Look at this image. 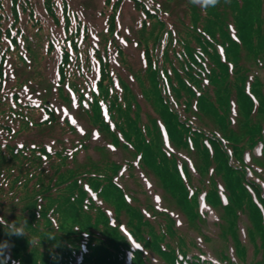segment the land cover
<instances>
[{"label": "trees", "instance_id": "16d2710c", "mask_svg": "<svg viewBox=\"0 0 264 264\" xmlns=\"http://www.w3.org/2000/svg\"><path fill=\"white\" fill-rule=\"evenodd\" d=\"M30 1L26 0L22 5L21 0H11V9H14V12L11 14L12 21L9 25L4 20V11L0 14L1 63L7 60L2 49L4 31L17 30L20 34L21 31L26 32L27 23L24 20L20 21L19 4L22 8L27 7ZM2 3L3 0H0V8L4 4ZM53 3V0H44L49 15L60 19V15L54 13ZM186 3L190 6L188 23L184 24L183 30L173 40L169 38L171 31L160 14L147 11L150 17L154 18L149 28L152 32L148 31L145 19L143 26H146V31L141 30L142 37L146 35L153 39L154 52L147 47L148 64L142 68V72H133L140 93L136 95L129 92L126 95L125 91L123 99L120 93L116 92L112 81L107 86L106 79H101L97 84L99 90L92 89V95L89 94L94 97L92 110L95 111L87 108L84 112L89 116L93 115L99 132L104 131L109 135L115 147L124 146L125 149L132 150V154L137 158V164L150 169L156 176L160 174L166 179L170 175L177 177L179 173L176 166L180 159L165 150L163 132H167L168 141L175 149L185 148L187 151H194L196 161L201 159L206 161L204 156H209L208 146L202 142L204 140L225 158L227 165L225 174H240L242 171L239 183L229 180L228 176L227 178L222 176L229 188H223L228 199L224 206L219 196L220 186L216 182L218 177L216 181L212 179L210 184L213 185L205 193L208 204H213L214 208L220 206L224 210V218L230 224L232 233L225 231L230 233L234 242L235 256L244 261L246 249L237 234L234 235L236 224L241 213L246 214L251 226L254 225V229L250 230L253 233L251 239L254 234L258 235L264 246V210L258 207L248 191L251 189L254 192L264 209L263 188L247 177L246 163L244 156L241 155L243 150L237 153L238 149L235 147L232 149V159L238 162L239 166L236 168L231 165L224 150L225 145L218 137L221 134L225 142L237 146L231 142L234 138L230 136L229 131V116L232 117L236 111L237 122L250 128L247 135L248 144L246 146L243 144L244 150L246 147L253 149L259 143L262 145V153L255 162L264 171L262 120L260 118L252 122L250 98L262 95L260 92L262 84L249 75L250 71L242 62L247 56L259 62L258 65L264 66V0H219L215 7L210 6L207 9L192 4L190 0ZM142 9L146 10V6L144 5ZM63 10L67 19V36H76L78 39L82 31L81 26L79 32L78 29H74L70 21V9L66 4ZM37 13L32 3L30 15L34 24L40 23L36 18ZM112 23V27L115 26L114 17ZM22 36L24 37L23 33ZM52 36L53 34L48 31L42 35L45 46L53 43ZM14 43L19 50V44L15 40ZM80 45L77 42L73 44L74 53L79 50ZM82 50L86 52L84 57L87 62L91 63L88 46ZM242 50L245 55L242 54ZM74 53L64 54L66 57H74ZM97 57L103 59L99 54ZM105 67L103 66L102 70L106 71ZM2 76L3 68L0 66V77ZM0 83H3L2 78ZM69 87L78 96L80 106H83L82 94L85 84L83 83V89L78 83L76 86L69 83ZM7 94L4 85H0L1 118L7 115L12 122L21 121L29 129L32 123H37L42 130L49 128L48 123L57 122L54 111L47 105L43 110L47 114L46 118L41 120V115H38L33 117L34 122L29 118L32 117V107L28 105L25 110H21L22 105H13L8 100L10 95ZM140 94L152 111L144 108L139 98ZM260 103L262 106L258 112L263 116L264 100L261 99ZM101 104L105 105L108 118L101 114L102 110L99 111ZM174 106L184 109L198 122L208 120L215 125L219 134L212 131L206 133L202 128L191 127L187 122L188 116L186 118L180 116ZM141 113L146 116V121L141 119ZM3 126L8 128L7 124ZM65 126L73 134L76 133L68 122H65ZM74 160L75 156L72 153L61 149L53 151L45 145L17 148L9 141L0 144V198L12 200L10 206L0 203V216L9 224L16 222L17 228L23 225L25 231V235L21 237L8 235L5 226L0 224V244L5 241L10 244L8 252L10 259L7 260V264H125L122 255L128 243L120 230L122 225L135 241L141 243L147 250L146 246H149L151 251L168 264H214L195 256L194 253L189 254L187 243H182L181 247V241L173 236L176 227L169 224V217L164 211H158L152 205H148L147 208L156 217L152 219L149 216L140 220L136 207L128 206L124 191L114 177L108 175L101 180L102 177L99 175H105L100 172L103 165H110L113 172H118L120 164L107 160L106 156L100 161H91L83 165H77ZM182 188L187 195V186L184 183ZM165 192L176 202L179 201L177 192L172 187L166 188ZM126 206L131 216L136 218V222H128L130 228L119 222L120 218L114 215L115 212L121 214ZM11 210L15 213L7 219L5 214ZM163 216L167 222V224L164 222V225L160 222ZM197 217L198 223L201 224L203 222L201 215L197 213ZM113 222L116 223L115 226L112 225ZM97 234L99 236H96ZM169 236L170 241H166ZM90 238L92 240L88 241ZM141 254L143 253H136L132 264H145ZM220 263L238 264L226 254ZM249 264H264V258Z\"/></svg>", "mask_w": 264, "mask_h": 264}, {"label": "rangeland", "instance_id": "374dc122", "mask_svg": "<svg viewBox=\"0 0 264 264\" xmlns=\"http://www.w3.org/2000/svg\"><path fill=\"white\" fill-rule=\"evenodd\" d=\"M21 1L22 5L26 2V0ZM53 1L54 13L59 14L60 19L54 15H49L45 8L44 0H31L28 6H23V8L19 4L20 21L24 20L27 23L26 32L21 31L20 34L17 30L4 31L2 49L7 60L0 62V66L3 68V76L0 77L3 83H0V85H4V90L10 95L8 100L13 105H22L21 110H25L28 105L32 107V117H29L32 120L34 119L33 117L38 115H41V120L45 119L47 114L43 110L47 105L54 111L57 122L54 124L48 123L49 128L46 130L38 127L37 123H32V127L29 129L21 121L12 122L5 115L3 118L0 117V144H5L9 141L17 148L45 145L53 151L61 149L72 153L75 156L74 162L78 163L77 165L100 161L106 156L107 160L120 164V167L118 172H113V167L107 164L103 165L100 172L105 175H99V177H102L101 180L108 175L114 177L119 183V187L124 191L128 206L136 207L137 216L140 220L149 216L152 219L156 217L149 211L148 205H152L158 211H164L169 217V224L176 227L173 236L181 241V247H183L182 243H187V252L189 254L194 253L195 256L216 263L220 262L225 254L230 258L232 257L238 264H249L264 258L263 240L261 241L256 234L251 239L253 233L250 230L254 229V225L251 226L247 215L241 213L234 235L237 234L245 246L246 260H239L235 256V251H233L234 242L230 237V233L225 231L231 232L232 228L224 218V210L220 206L214 208L213 204H208L206 201L205 191L213 185L212 183L210 184L212 179L216 181V177H218L216 182L220 186L219 196L222 206H224L228 203L227 193L223 190V188L227 187V183L222 176L226 178L228 176L229 180L239 183L242 174V171H240V174H225L227 169L225 158L212 145L202 140L203 145L206 144L208 146L209 156H204L206 161L202 159L201 161H196L194 151H187L185 148L175 149L168 141L167 132H163L165 150L180 159L178 166H176L179 172L177 173L178 176L170 175L166 180L162 175L156 176L150 169L138 165L137 158L132 154V150L125 149L124 146H116V148L111 143L109 135L104 133V131L99 132V126L94 123L93 115L89 116L84 112L87 108L93 111L94 97L91 96L92 89L99 90L97 84L101 79H106L107 86L112 81L116 92L120 93L123 99L125 91H127L126 95L129 92L136 95L140 93V87L135 81L133 72H142V68L148 64L146 49L150 47L153 51L154 48L153 39L146 35L142 37L141 30L146 29V26H143L145 23L143 20H147V29L152 32L149 28L154 18H151L147 11H154L160 14V17L167 22V26L171 31L169 38L173 40L183 30L184 24L188 23L187 16L190 13L188 9L190 6L186 3L188 0H155V2H152V0ZM141 2L146 6V10L142 9L144 5ZM3 3L2 8H0V14L4 11V20L9 25L12 21L11 14L14 9H11V0H3ZM32 3H34L35 9L38 11L36 16L40 21L38 24L32 22L33 17L30 15ZM65 4L70 9L72 27L78 29L79 32L81 26L82 31L79 33L78 39L76 36H67V19L63 10ZM113 17L115 18V26L112 27ZM46 31L53 34V43L50 42L47 46H45V40L42 37ZM86 34H88V37H86ZM145 36L148 39V44ZM14 40L19 44V50ZM75 42L81 45L79 50L74 53L73 44ZM86 45L91 55V63L87 62L84 57L86 52L82 50ZM152 51H150L151 54L154 52ZM65 52L71 55L74 53V57H66ZM98 54L103 59L100 60L97 57ZM242 54L245 55L243 50ZM242 62L244 67L250 71L249 75L254 77V80L258 79L262 84L260 91L262 95H259L260 97L258 98L254 96H250V98L252 99V122L261 118V134L264 138V115L262 116L258 112L262 106L260 100H264V66L258 65L259 62L257 63L255 59L247 56ZM103 66H106V71L102 70ZM69 83H73L75 86L78 83L81 89H83V83L85 84L84 94H82L84 95L83 106H80L79 98L70 89ZM101 97L103 96L101 95ZM139 98L144 108L152 111L145 99H142L141 94ZM174 108L183 118L188 116L189 121L184 120L191 127L193 126L195 129L197 127L202 128L206 133L212 131L219 134L215 125L208 120L205 119L203 122H198L193 115L186 113L184 109L177 106H174ZM100 110H102L101 114L107 118L109 117L105 105L101 104ZM93 112L92 114H95ZM141 115V119L146 121V116L143 113ZM237 119L236 111L233 112L232 117L229 116L230 136L235 139H232L231 142L237 146H231L232 143L225 142L226 140L221 134H219L218 138L225 145L224 150L230 159L231 165L236 168L239 166L238 162L232 159V149L233 147L238 149L237 153L240 152L239 150H243L241 155L244 156L246 163L245 172L247 177L259 183L263 188L264 194V171L255 162L262 153V145L259 143L253 149L246 147L244 150V146L248 144L247 135L250 128L249 126H244V124H239ZM99 120L97 119V121ZM65 122L72 125L76 133L73 134L65 126ZM4 124H7L8 128H5ZM111 125H113V121H111ZM227 135H229L228 132ZM216 169L220 172L215 171ZM186 176L188 179H186ZM220 177L221 179H219ZM183 183L187 186V195L182 188ZM169 187H172L177 192L178 202L166 194L165 189ZM248 191L258 207L264 210L254 192L251 189H248ZM0 201L2 204L5 203L4 205L6 206L12 204V200H6L3 197L0 198ZM128 206L122 209L123 212L121 214L118 215L115 212L114 215L120 218L119 222L125 223L130 228L128 222H136V218L131 216ZM13 213H15L13 210L6 212V218L10 219ZM197 213L202 217L203 222L201 224L198 223L199 217H197ZM164 216L160 219L162 225L166 222ZM112 225L115 226L116 223L113 222ZM233 229L235 230V228ZM120 230L128 243V247H124L122 255L125 264H132L134 256L140 252L143 253L141 256L145 264H168L154 251H151L149 246H146L147 250L141 243L135 241L123 225ZM96 236H99V234ZM254 239L256 242L253 241ZM91 240L90 238L88 241ZM166 241H170V236L167 237ZM137 256L140 257V255ZM189 257L192 258L190 255Z\"/></svg>", "mask_w": 264, "mask_h": 264}, {"label": "clouds", "instance_id": "9594fccd", "mask_svg": "<svg viewBox=\"0 0 264 264\" xmlns=\"http://www.w3.org/2000/svg\"><path fill=\"white\" fill-rule=\"evenodd\" d=\"M190 2L192 4L201 6L203 9H207L210 6L215 7L219 3V0H190ZM15 223L16 222L9 224L2 217H0V224L5 226L8 235H15L17 237L24 236V226L21 225V227L17 228ZM9 249L10 244L7 241L0 244V264H7V260L10 259V256L8 255Z\"/></svg>", "mask_w": 264, "mask_h": 264}]
</instances>
